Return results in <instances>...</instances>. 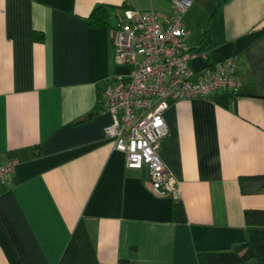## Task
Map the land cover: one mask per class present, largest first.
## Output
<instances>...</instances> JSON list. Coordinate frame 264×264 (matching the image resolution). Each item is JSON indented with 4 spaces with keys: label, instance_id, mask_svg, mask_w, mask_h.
<instances>
[{
    "label": "crops",
    "instance_id": "crops-1",
    "mask_svg": "<svg viewBox=\"0 0 264 264\" xmlns=\"http://www.w3.org/2000/svg\"><path fill=\"white\" fill-rule=\"evenodd\" d=\"M150 9L172 15L170 0H0V164L16 160L0 264H197L246 241L243 211L264 210V0H193L182 15L193 78L234 56L239 88L168 101L159 154L178 200L103 132V88L129 70L113 63V26Z\"/></svg>",
    "mask_w": 264,
    "mask_h": 264
},
{
    "label": "built area",
    "instance_id": "built-area-1",
    "mask_svg": "<svg viewBox=\"0 0 264 264\" xmlns=\"http://www.w3.org/2000/svg\"><path fill=\"white\" fill-rule=\"evenodd\" d=\"M193 0H170L172 15L161 20L154 10H124L113 26V63L129 67L103 88L104 108L111 121L103 132L123 153L127 168L145 167L155 194L179 198L176 179L159 154L168 128V101L208 98L218 90L236 92L235 57L213 66L198 80L189 65L188 28L182 15ZM16 160L0 164V182H8Z\"/></svg>",
    "mask_w": 264,
    "mask_h": 264
},
{
    "label": "trees",
    "instance_id": "trees-1",
    "mask_svg": "<svg viewBox=\"0 0 264 264\" xmlns=\"http://www.w3.org/2000/svg\"><path fill=\"white\" fill-rule=\"evenodd\" d=\"M93 15L92 13L89 21L95 24L100 17L92 18ZM172 216L178 221L184 220V211L180 202L176 201L173 204ZM243 218L247 234L246 241L233 251L198 254L197 264H260L264 261V210L245 209Z\"/></svg>",
    "mask_w": 264,
    "mask_h": 264
}]
</instances>
